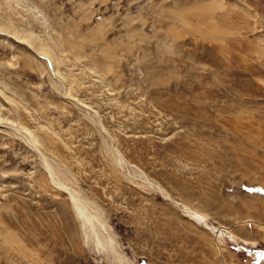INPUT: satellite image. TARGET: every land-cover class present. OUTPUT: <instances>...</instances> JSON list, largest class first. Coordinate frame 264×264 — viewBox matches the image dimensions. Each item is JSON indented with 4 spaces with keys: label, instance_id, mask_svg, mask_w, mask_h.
<instances>
[{
    "label": "rangeland",
    "instance_id": "1",
    "mask_svg": "<svg viewBox=\"0 0 264 264\" xmlns=\"http://www.w3.org/2000/svg\"><path fill=\"white\" fill-rule=\"evenodd\" d=\"M0 24V264H264V0H0Z\"/></svg>",
    "mask_w": 264,
    "mask_h": 264
},
{
    "label": "bare ground",
    "instance_id": "2",
    "mask_svg": "<svg viewBox=\"0 0 264 264\" xmlns=\"http://www.w3.org/2000/svg\"><path fill=\"white\" fill-rule=\"evenodd\" d=\"M4 20H5L4 27L6 28L7 32L9 31L12 34H14L18 38V40L22 41L21 43L25 42L34 45V48L37 50L38 53L43 54L45 57L50 58V60H52L53 63H55L56 59L53 55L54 52L52 53L50 48H47L48 46L43 44L41 40L36 38L33 34L29 33L28 31H27L28 33L19 32L16 28H14L15 26H13L11 21L7 19ZM1 26L2 25L0 24V27ZM7 100L9 99L7 98ZM9 102H11V100H9ZM0 120H1V116H0ZM23 130L27 135L30 136L31 133L27 129L24 128ZM29 138L31 139L32 142L37 141L32 134ZM44 164L50 176L49 178L56 185V188L65 191V193L68 194L70 204L72 205L75 217L80 223L85 239L87 241L89 240V242H92L93 245L102 252H108L114 250L113 238L108 233L105 224L101 221L100 218L101 214H99L100 212L98 207L91 206L90 202L87 199L82 200L77 191L73 192L69 190L67 178L65 176L66 173H64L60 167L52 165L47 160V158L44 159ZM116 259L119 263L122 262L121 256L116 257Z\"/></svg>",
    "mask_w": 264,
    "mask_h": 264
}]
</instances>
